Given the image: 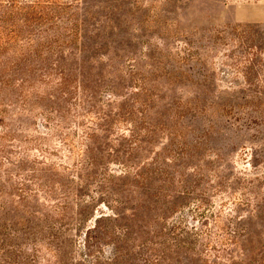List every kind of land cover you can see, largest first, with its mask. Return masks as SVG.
<instances>
[{"label": "rangeland", "instance_id": "374dc122", "mask_svg": "<svg viewBox=\"0 0 264 264\" xmlns=\"http://www.w3.org/2000/svg\"><path fill=\"white\" fill-rule=\"evenodd\" d=\"M23 1L0 264H264V0Z\"/></svg>", "mask_w": 264, "mask_h": 264}, {"label": "trees", "instance_id": "16d2710c", "mask_svg": "<svg viewBox=\"0 0 264 264\" xmlns=\"http://www.w3.org/2000/svg\"><path fill=\"white\" fill-rule=\"evenodd\" d=\"M20 3V5H19ZM33 8L27 1L23 0H0V55L3 50H8L15 42L14 16L16 14H27V10Z\"/></svg>", "mask_w": 264, "mask_h": 264}]
</instances>
